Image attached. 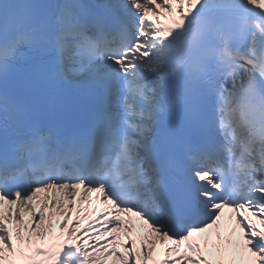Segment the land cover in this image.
I'll return each mask as SVG.
<instances>
[{"label":"snow or ice","instance_id":"6c2138e0","mask_svg":"<svg viewBox=\"0 0 264 264\" xmlns=\"http://www.w3.org/2000/svg\"><path fill=\"white\" fill-rule=\"evenodd\" d=\"M0 264H264V0H0Z\"/></svg>","mask_w":264,"mask_h":264},{"label":"bare ground","instance_id":"6f19581e","mask_svg":"<svg viewBox=\"0 0 264 264\" xmlns=\"http://www.w3.org/2000/svg\"><path fill=\"white\" fill-rule=\"evenodd\" d=\"M25 219H27V217H25Z\"/></svg>","mask_w":264,"mask_h":264}]
</instances>
